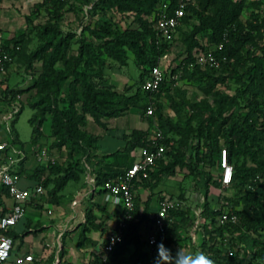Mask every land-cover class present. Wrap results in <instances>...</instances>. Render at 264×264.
Returning <instances> with one entry per match:
<instances>
[{
    "label": "trees",
    "instance_id": "obj_1",
    "mask_svg": "<svg viewBox=\"0 0 264 264\" xmlns=\"http://www.w3.org/2000/svg\"><path fill=\"white\" fill-rule=\"evenodd\" d=\"M5 1L9 0H0V4ZM68 1L41 0L34 5L35 9L44 7L52 12V18L41 34L50 33L53 40L40 45L30 58L29 67L34 61H39L41 70L30 86L35 89L37 100L30 102L34 113L29 123L32 127L31 143L39 147L40 140L45 136L42 126L49 116L52 151L66 149V159L70 162L63 169L57 157L55 163L37 162L33 172L14 166L16 171L21 177L28 176L35 185L41 184L44 193L45 186L52 184L48 191L49 200L58 204L60 193L66 185L70 181H78L97 155L94 151H98L100 136L84 130L88 119L104 129L106 134L110 131L121 133L123 146L114 152L103 153L100 162L104 163L107 159L111 162H105V166L95 172L97 194L102 196V200L95 202V195H92L91 204L85 209L84 221L72 230L82 247L96 248L98 241L90 234L100 233V254L88 264H104L102 246L107 235L117 231V223L123 219L124 211L116 207L110 212L109 203L104 201L102 186L132 165L133 162L124 166L121 160L127 159L133 150L153 147L149 130L155 127L164 136L157 141L166 146L165 157L150 171L148 179L135 182L134 210L131 218L126 220L122 229L123 238L115 245L109 261L114 264H149L153 261L157 264L160 254L167 262L168 254L163 249L160 253L158 249V245H163L173 258L172 264H175L177 252L194 245V255L203 253L212 264L226 261L233 264L237 254L227 257L226 251L236 246L250 252V261L264 264V15L244 24L237 20L243 0H191L183 24L168 39L154 29L155 14L164 0H98L87 4L89 9L84 16L91 15L93 11L92 15L99 12L103 18L96 20L94 26L84 27L89 38H82L77 53L68 55L70 39L74 34H64L59 22H53L56 17H61V10ZM177 3L178 0H172L167 11L169 14L173 13ZM110 10L131 15L135 26L121 29L113 16H108ZM224 37L227 39L225 42ZM176 41L183 45L182 52L176 57L178 60L175 65L163 66L164 56L167 58ZM222 41L223 49L216 52V56L226 57L225 62L218 67L196 62L198 52ZM8 43L9 40L1 44L0 55L7 52L12 61L22 47L19 41L13 45ZM129 54L133 55L140 70L139 88L133 94L119 92L114 84L106 82L103 73L107 59L126 66ZM11 61L5 64V70H8ZM158 65L164 73L159 91L152 93L143 90L142 85L151 69ZM174 75L178 76L177 79H173ZM190 77L204 83L203 89L207 93L229 81H234L236 88L232 95L215 92L214 106L206 101L200 104L186 98L176 102L172 94L178 82ZM24 92L6 87L4 98L0 96V101L8 95L16 98ZM162 94L167 95L176 111H184L187 115L184 121L176 122L164 117L163 106L158 100ZM149 105H153L154 111L147 116L148 128L126 133L110 125L111 120L133 110L145 115ZM222 149L227 150L234 169L228 187H223L220 180ZM201 166L209 169L217 166L218 178L212 180L211 174L200 169ZM48 168L56 171V178L45 180ZM178 169H187L201 184L199 192H204V201L200 204V214L197 215L195 209L180 206L170 209L167 231L158 234L156 243L151 246L147 236L152 229V215L157 207L151 203L152 195L143 200L139 192L154 189L163 176H174ZM211 181L219 191L218 208L208 202ZM3 198H10V195L7 188L0 184V206L4 204ZM36 198L32 197L30 203ZM38 204L42 205L41 202ZM225 206L237 215L236 224L219 222ZM36 207L39 206L36 204ZM6 211V208L2 209V213ZM109 217L113 218L112 224L105 222ZM195 225L201 236L197 246L190 237ZM27 228L22 233L15 229L7 233L14 244L20 240V246L28 233L39 231L32 230L29 225Z\"/></svg>",
    "mask_w": 264,
    "mask_h": 264
},
{
    "label": "rangeland",
    "instance_id": "obj_2",
    "mask_svg": "<svg viewBox=\"0 0 264 264\" xmlns=\"http://www.w3.org/2000/svg\"><path fill=\"white\" fill-rule=\"evenodd\" d=\"M40 1L41 0H9L0 4V46L9 40L8 44L13 45L15 41H19L22 47L21 52L14 55L8 70L0 71V96L4 98V90L6 87L25 91L16 98H12L8 95L6 99L0 101V141L9 143L10 146L7 150V156L14 166L16 168H19V166L25 167L28 172L34 171L37 159L42 151L49 152L48 157H58L63 164V169H65L66 165L70 162L69 159H66V149L58 152L52 151L53 148L51 144L53 138L50 136L49 116H47V120L42 126L45 136L40 140L39 147L31 143L32 127L29 123V119L34 111L31 108L30 102L37 100V97L35 89H32L30 86L41 70V63L39 61H34L31 67H29L30 58L40 45L53 40L50 33L41 34L43 27L52 18V12L44 7L35 9L34 5ZM95 1L98 0H91L90 3L70 0L61 10V17H56L53 20V22H59L60 28L64 34H74V37L70 39L68 55H75L80 40L85 37L89 38V34L85 31L84 27L87 25L94 26L96 20L103 18V15L99 12L92 15L93 11L91 15L84 16V14L87 15L89 9V5L87 4H93ZM158 8H160L159 10L163 8V2L159 4ZM109 15L113 16L121 29L127 26H135L133 17L129 14L110 10L108 16ZM263 15L264 0H243V6L240 9L237 20L246 24L253 21L256 16L262 17ZM191 22H194V19H191ZM182 50L183 45L181 42L176 41L173 44L172 51L168 53L167 58H165L163 66L167 67L171 63L175 65L178 60L176 57ZM103 73L106 82L114 84L119 92L133 94L139 88L140 70L132 54H129L128 64L126 66H120L113 60L107 59V65ZM203 86L204 83L195 77L182 78L172 94L173 99L179 102L183 98H186L200 104L206 101L214 106L217 97L214 93L219 92L220 94L232 95L234 94L236 83L234 81H229L226 85H217L211 93L204 91ZM158 100L163 106L162 113L164 117L176 122H182L186 119L187 115H185L184 111H176L166 94H162ZM20 109H22V111H20ZM147 119L148 117L146 114L141 115L137 110H133L121 118L111 120L110 125L116 130L130 133L133 129L144 130L148 128ZM84 130L100 136L98 151H94L97 155L91 160L92 165H89V169L80 176L78 181H70L66 185L64 190L60 193L61 197L58 204H54L49 200L48 191L52 188V184L45 186V193L43 195L34 199L32 203L29 202V205L38 211L39 218L43 217V221L37 219L35 220L36 223H31L30 225L32 226L29 225L32 229L39 230L29 235L36 236L40 231H45L47 234V240H45V237L40 240L42 251L40 253H35L34 258L36 261L34 264H88L94 256L100 254V245L96 248L80 246L72 230L76 228L75 224L78 220L83 218L84 221L85 209L91 204L92 195H95V202L102 200V196L97 194L95 172L103 168L105 162H111L109 159L104 161V163L100 162L103 153L116 151L123 146V141L120 139V132L110 131L106 134V131L98 127L90 118ZM149 132L150 137H153L158 130L152 127ZM15 138H18L16 139L17 141ZM137 155L138 148L133 150L127 159H122L121 162L126 166L133 162ZM49 162L55 163L47 159L38 162V164H49ZM200 169L209 172L212 180L218 178L219 169L217 166L211 169L206 166H201ZM56 174V171L48 168L44 176L45 180L56 178ZM24 182L30 185L35 184L31 179L22 180L20 183ZM200 186L201 184L197 183L195 176L187 169H178L174 176H163L162 180L158 182L154 189L140 190L139 196L143 200H146L148 196L152 195L151 203H153V205L164 200L175 203L178 202L180 207L184 209H195L196 212L200 214V204L204 201V192H199ZM218 195L219 191L212 186L211 181L207 197L209 204L215 208L220 206L217 202ZM74 201L77 202L75 205L77 206L79 204V206L74 207ZM38 202H41L42 205H39ZM36 204L39 207H36ZM114 208L116 207L109 203V210L111 213ZM52 213L53 215H51ZM111 218L105 219V222L112 224L113 220H111ZM28 219L34 221V216L26 213V216L22 218L15 228L18 233L28 230L26 226ZM52 219H58L61 222H67L69 220V223L65 226V231L60 238L61 244L57 243L54 247V251L48 254L47 250L51 249V247L50 243L47 241L55 235V229L51 228V225L55 224V221ZM44 224H46V226H44ZM196 227L197 225L191 229L190 237L192 238V242L194 241L197 246L200 243L201 236L198 235ZM96 236H99V234ZM17 246H19L18 241L14 244L15 248H17ZM184 248L186 249L182 251L187 255L195 256L194 254L196 251L194 245ZM236 254L237 257L233 264H256L250 261L251 254L247 252L244 247L239 248ZM18 257L17 253L12 251L10 259L15 261Z\"/></svg>",
    "mask_w": 264,
    "mask_h": 264
},
{
    "label": "built area",
    "instance_id": "obj_3",
    "mask_svg": "<svg viewBox=\"0 0 264 264\" xmlns=\"http://www.w3.org/2000/svg\"><path fill=\"white\" fill-rule=\"evenodd\" d=\"M191 0H178L177 6L174 8L173 13L169 14L167 11L170 7L172 0H164L163 8L155 14L154 29L161 34L164 38H172L176 33L178 27L183 24V18L186 14V8ZM224 42L227 41L224 37ZM212 45L207 50L200 51L196 54L195 60L201 65H211L214 67L220 66L221 62L226 61V57L216 56V52L223 49L224 42ZM166 56H164V59ZM11 61V57L7 52H2L0 55V71L5 70V64ZM177 75L173 79H177ZM164 81V73L160 65L151 69L150 75L142 85L143 90L148 92H158L162 82ZM153 105H149L146 110V116L153 114ZM164 136L161 131H158L152 137L153 147L138 148V155L133 161L132 165L127 168L123 174L119 175L116 179L108 180L102 186L104 190V201L111 203L117 208L124 211L123 219L117 223V231L107 235L106 240L102 246L104 264H114L109 261V256L113 251L115 245L123 238L122 229L125 227L126 220L131 218V212L134 210V189L135 182L150 177V171L156 166L157 162L165 157L166 146L159 143L157 140L163 139ZM9 143L0 141V184L7 188L10 198L13 200V205L8 208V211L2 213L0 210V264H7L10 260L14 240L8 235L11 230L25 215V203L30 202L32 197H38L44 193V188L41 184L35 185L32 189L20 186L21 175L16 171L14 164L7 156ZM37 162L50 159L55 162L57 157H48L49 152L42 151L39 154ZM219 167L221 171V182L223 187H228L233 178V165L229 162L228 153L226 149H222ZM77 204V202H73ZM227 205L226 202L222 201ZM178 202H171L164 200L159 202L156 211L152 215V229L147 236L149 245H154L157 241V235L165 233L169 225L168 212L172 208H177ZM199 215L198 212H196ZM220 223L231 222L236 224L238 217L233 212H230L226 206L222 214L219 216ZM238 246L226 251L227 257L236 255ZM34 256L32 254H25L19 256L13 264H33ZM149 264H155L151 261ZM223 264H231L226 261Z\"/></svg>",
    "mask_w": 264,
    "mask_h": 264
},
{
    "label": "crops",
    "instance_id": "obj_4",
    "mask_svg": "<svg viewBox=\"0 0 264 264\" xmlns=\"http://www.w3.org/2000/svg\"><path fill=\"white\" fill-rule=\"evenodd\" d=\"M22 180H30V178L26 175H22L21 181ZM20 186L32 189L35 186V184L30 185L29 183L24 182V183H20ZM3 200H4V204H3V206H0V210H2L3 208H6V210L8 211V208H10L14 202L10 198H3ZM154 205L157 207L158 203L154 204ZM77 206H79V204ZM77 206L75 205L74 207H77ZM25 208H26V212H25L24 217L26 216V213H29L32 216H34V221H32L31 219H28V221L26 222V226L30 225L33 222L36 223L35 220H37V219H40L41 221H43V219H42L43 217L39 218L38 213H37L38 211L36 209H34L33 207H31L29 205V202L25 203ZM53 213L51 215H53ZM52 220L55 221V224L51 225V228L55 229V235H54V237L52 236L51 239H49V241H47L48 243H50V247H51V249L47 250L48 254H50L54 251V247L56 246L57 243H60V241H61L60 238L65 231L64 228H65V226H67V223H69V220L67 222H61L58 219H52ZM82 221H83V218L81 220H78V222H76L75 226H77ZM19 222L12 229H15L16 226L19 224ZM30 226H32V225H30ZM44 226H46V224H44ZM28 232H30V230ZM29 234L30 233H28L25 237H23L22 245L17 246V248H15V247L13 248V251L17 253V256H22L25 254H32L35 257V253H40L42 251V246H41L40 240L44 239V237H45V240H47V238H46L47 234L45 233V231L38 232L36 236H31ZM98 234H99V236H96ZM90 236L93 239H95L96 241H98V245L101 244L102 238H101V235L99 232H92L90 234ZM31 237H33V238H31ZM98 237H100V238H98ZM19 243H20V240H18V244ZM91 248H94V247H91ZM35 261L36 260L34 258V262ZM13 263H14V260L10 259L7 264H13Z\"/></svg>",
    "mask_w": 264,
    "mask_h": 264
},
{
    "label": "clouds",
    "instance_id": "obj_5",
    "mask_svg": "<svg viewBox=\"0 0 264 264\" xmlns=\"http://www.w3.org/2000/svg\"><path fill=\"white\" fill-rule=\"evenodd\" d=\"M158 249L160 253L163 249L168 254L169 259L167 262H165L164 258L159 254L157 264H172L173 258L171 257L170 253L163 248V245H158ZM175 264H212V261L204 256L203 253H200L198 256H190L185 255L180 249L176 254Z\"/></svg>",
    "mask_w": 264,
    "mask_h": 264
}]
</instances>
